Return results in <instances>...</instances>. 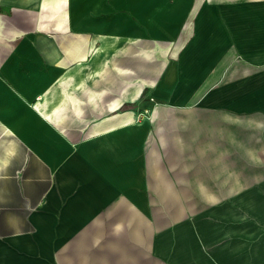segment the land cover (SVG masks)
<instances>
[{"label": "crops", "instance_id": "1", "mask_svg": "<svg viewBox=\"0 0 264 264\" xmlns=\"http://www.w3.org/2000/svg\"><path fill=\"white\" fill-rule=\"evenodd\" d=\"M108 1L0 0V264H264V0Z\"/></svg>", "mask_w": 264, "mask_h": 264}, {"label": "rangeland", "instance_id": "2", "mask_svg": "<svg viewBox=\"0 0 264 264\" xmlns=\"http://www.w3.org/2000/svg\"><path fill=\"white\" fill-rule=\"evenodd\" d=\"M120 1L123 2L122 3L123 4L122 6H126V7H120V8L114 9L113 10L114 11V14L115 15H118L120 19L130 18L131 21H134L136 23H140L139 18L141 16V11H143L142 8H141V6L146 4V0H120ZM108 3L110 4V1L106 0V4H108ZM2 11L3 10L0 9V13ZM105 15H106V13H105ZM106 27H108V24L106 25ZM105 35H107V34H105ZM73 49H76V47L73 48ZM107 52L108 51H106V50H103V53L100 52V54L102 53V55H101L102 56V60H103L102 61V64H105L108 59L110 60L109 56L106 55ZM138 104H137L138 109L136 110L135 122L136 123H142L143 120H139L138 117H140L141 115L143 117L144 114H148L149 115L150 109H152L155 106L154 101H153V98H152V94H151V91L150 90H146L145 91L144 96H143V100L141 102H138ZM145 107H146V109H145ZM75 108H76V110L79 111V108H77V107H75ZM68 111H69V109H66L67 114H68ZM137 111H139V112H137ZM67 122L70 125V124H74L75 123V120L73 118H71ZM76 123H77V121H76ZM82 123L83 124H88L90 122H89V120L88 121L82 120ZM93 124H94V121H91L90 127H89L90 129L89 130H91ZM152 133L154 134L155 140L157 142L158 137H156L157 136L156 135V127L153 124H152ZM199 139H201V138H198V140ZM147 145H148V142L146 143V149H148ZM187 148L190 149V148H193V147L190 144H188ZM185 155H186V157H188V159H191V158L194 159L195 158L194 157L195 154H192V152L186 153ZM165 157L166 156L163 153V156L161 157L162 158L161 161L165 162L166 166L169 167L168 160ZM166 171L169 172V173H171L173 171V169L166 167Z\"/></svg>", "mask_w": 264, "mask_h": 264}, {"label": "bare ground", "instance_id": "3", "mask_svg": "<svg viewBox=\"0 0 264 264\" xmlns=\"http://www.w3.org/2000/svg\"><path fill=\"white\" fill-rule=\"evenodd\" d=\"M96 40H97V38H93L90 41L89 50H90L91 55L89 56V58H87L85 60L89 61V64H95V65L97 64V65H99L103 61L100 52H103V50H107L110 47V45H111V39H110V37H107L106 38L104 36V38L102 39V47L99 48L98 50H95L94 49L95 48V44H96ZM83 61L84 60L78 61L75 66H77V65L78 66H80V65H88V63H85ZM39 99H41V100L44 99V96L42 95V93L39 94ZM132 114L133 113L129 112L128 114H124V115L121 114L120 117L123 118L124 120H126L129 117V115H132ZM130 122L134 123L135 120L134 119H131L129 122L128 121H123L122 124H120V126L126 125L127 123H130Z\"/></svg>", "mask_w": 264, "mask_h": 264}]
</instances>
